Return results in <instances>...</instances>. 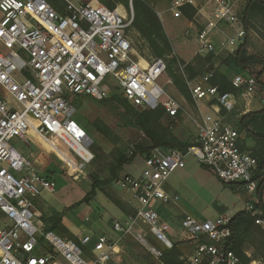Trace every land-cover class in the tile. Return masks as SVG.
I'll list each match as a JSON object with an SVG mask.
<instances>
[{
	"label": "built area",
	"instance_id": "1",
	"mask_svg": "<svg viewBox=\"0 0 264 264\" xmlns=\"http://www.w3.org/2000/svg\"><path fill=\"white\" fill-rule=\"evenodd\" d=\"M64 1L65 6L58 9L50 0H0V264H116L120 241L126 235L146 246L157 264H165L164 249L153 245L138 226L146 224L165 249L174 247L176 241L167 235L173 224L154 202L179 204L180 195L169 192L166 184L172 172L186 166L187 154H193L224 184L242 185L254 198L244 209L260 215L255 206L261 188L258 160L241 148L240 133L223 114L238 100L254 96L256 77L237 73L232 80L239 92L236 95L213 86V73L206 72L199 81L190 83L195 101L205 100L212 108L203 116L197 142L186 153L154 147L144 157L140 176L125 174L119 181L133 190L138 206L135 216L114 220L118 239L101 235L94 241L97 254L91 249L86 253L93 241L90 235L82 234L75 240L46 228L36 200L42 192L53 191V180L34 170L29 158L12 144L13 138L26 143L34 135L52 140L60 158L83 172L95 157L91 149L94 140L74 117L73 97L104 99L118 87L136 107H164L171 117L183 109L181 101L171 95L162 99L165 90L159 80L168 70L167 60L142 56L135 49L130 35L132 7L127 10L123 5L110 8L101 3ZM244 1L167 2L175 16L193 8L204 18L198 41L199 53L205 55L232 52L241 43L246 34L244 26H238ZM236 25L239 28L232 35L226 32ZM167 84H173L172 79ZM11 100L20 108L12 106ZM62 144L80 158L79 164L59 147ZM261 200L264 202V188ZM231 218L223 214L200 219L185 211L180 219L187 234L183 241L192 251L182 256L181 264H244L226 246ZM256 223L264 227V218L257 217Z\"/></svg>",
	"mask_w": 264,
	"mask_h": 264
},
{
	"label": "rangeland",
	"instance_id": "2",
	"mask_svg": "<svg viewBox=\"0 0 264 264\" xmlns=\"http://www.w3.org/2000/svg\"><path fill=\"white\" fill-rule=\"evenodd\" d=\"M52 1L58 4L57 8H63L66 4L64 0H51L50 2ZM71 1L105 5L101 0ZM143 1L156 12L163 28L159 34L167 36L171 44V51L158 55V48L148 42L139 30L132 25L130 35L134 47L142 56L163 57L167 60L168 70L163 78L159 80L161 87L165 90V93L162 94V99L165 100L168 95H171L181 101L183 105V109L176 117L169 116L164 107H159L163 111L159 122L164 127L169 128L178 138L192 145L199 139V126L203 121L204 114L210 113L212 108L205 100L195 101L191 93L190 83L199 81L206 72L213 73L217 66L221 64V59H215L212 55L210 60H208L207 56L209 54L202 55L199 53L198 30L205 20L196 15L197 11L195 9L187 8L183 10V14L175 16L169 9L168 0ZM111 2L115 3L114 6L123 5L127 10L132 7L135 19L133 0H129L128 6L120 1ZM238 26H243L242 15H240ZM238 26H233L227 29L226 32L232 35L239 28ZM252 27L255 30L251 27L249 29L250 44L248 50L264 56V36L262 35L264 33V17L261 15L254 16L252 18ZM1 51L7 52L4 47H1ZM261 68L259 64L254 65L248 74L256 76ZM234 74V72H230L231 76ZM177 76L187 85L189 96H186L177 88L175 82ZM212 78L213 76L210 78V83ZM169 79H172L173 84H167ZM235 94L238 95L239 92L237 91ZM255 94L257 97L261 96L258 87ZM114 95L124 98L118 87L104 99H96L90 96L72 98L76 109L75 119L88 131L94 140L91 149L95 157L86 168L83 166V169L85 168L83 172H79V170L64 162L46 139L40 136L34 135L29 140V143L19 137L12 139V144L32 162L34 170L42 174L48 171L51 172L50 178L53 180V191L46 190L42 192L36 200L38 209L41 210L42 214H50L52 210L62 211L64 212L63 225L67 228L66 230H68L69 234H73L77 238L82 234L90 235L93 241L86 248V253H88V249H91L93 254H97L94 250V241L101 235L113 239L120 237V233L113 229L115 219L124 221L137 213L138 201L134 197L133 190L120 185L119 181L125 174L141 175L145 167L144 157L146 155L133 154V152L138 145H145L149 142L145 139L139 127L126 122L123 110L110 98ZM11 104L16 108H20L12 100ZM134 107L139 111L146 110ZM245 110L244 100L240 99L232 110L225 111L227 115L232 112L235 116H239ZM226 113L223 114L225 115ZM229 119L234 123L231 116ZM232 123L230 124L233 126ZM248 143L251 144L253 141L249 140ZM59 147L76 164L81 162L80 158L72 150L68 149L66 145L62 144ZM123 153L127 157H133V159L129 163L124 164L119 171L112 172V167L118 163ZM186 160L187 163L184 168L175 170L169 176L166 188L169 191L177 190L179 192L181 202L185 205L188 212L200 219H214L217 217V210L213 202L219 205H226L233 211L246 205L247 191L241 190L237 192L232 190L230 186L225 185L216 177V174H213L209 167L204 166L193 154H187ZM111 176H115L114 179L110 183L103 185V187L97 188L95 196L90 197L87 202L79 203L91 191L96 180L102 181ZM109 195L112 198L122 200L128 209V214H125L113 203ZM252 199L254 198L252 197L248 201H252ZM154 205L157 206L158 202H154ZM170 209L173 210L171 207ZM1 216L0 211V218ZM43 223L45 225L44 218ZM138 227L142 233L147 234V238L153 245L164 249V252L167 250L159 240L150 234L146 224L140 223ZM167 235L176 241L175 246L182 253L177 256L179 260H182L183 255L191 252V245L183 241V239H186L187 234L180 222L173 224L171 229L167 231ZM246 252L252 257L251 262L264 264V259L255 253L254 247H250ZM89 255L91 256L92 254L89 252ZM116 264H156V259L147 247L133 235H126L120 241V251L116 254Z\"/></svg>",
	"mask_w": 264,
	"mask_h": 264
},
{
	"label": "trees",
	"instance_id": "3",
	"mask_svg": "<svg viewBox=\"0 0 264 264\" xmlns=\"http://www.w3.org/2000/svg\"><path fill=\"white\" fill-rule=\"evenodd\" d=\"M51 1V0H50ZM106 6L114 8L115 3L111 1H120L123 4H129V0H101ZM55 7L58 6L54 1L51 2ZM135 19L134 27H136L142 36L150 42L154 47L158 48L157 54L162 55L165 52L171 51V44L169 39L165 34H159L163 29L161 21L159 20L156 12L143 0H133ZM61 9V8H58ZM240 15L243 16V26L246 30V34L239 44L238 48L232 52H223L215 54L209 53L207 59L213 55V58L221 59V64L213 72V78L211 84L213 86H218L221 92L231 91L236 93L237 90L232 84V80L235 74L243 73L246 75L251 70L254 65L259 64L262 68L257 72L256 80L257 87L260 90L262 96L264 97V56L249 52V29L252 27V18L256 15H261L264 17V0H246L244 7L240 11ZM254 29V28H253ZM255 30V29H254ZM262 33V32H261ZM158 34V35H157ZM264 36V33H262ZM159 37V38H157ZM264 38V37H263ZM215 54V56H214ZM230 72H234L233 76ZM253 76V75H252ZM177 88L186 96H189V90L185 82L180 78L176 77ZM115 101L118 106L123 110L125 114L126 122L139 127L145 139L149 142L148 144L138 145L134 149V153L148 155L154 147L160 146L164 149H177L186 153L188 148L191 146L187 142H184L178 138L169 128L164 127L160 122L159 118L162 115V110L157 109H146L139 111L136 109L129 101L124 97L114 95L110 97ZM234 112V111H233ZM223 113H226L223 110ZM228 122L232 123L229 119L233 118V126L240 133V145L243 150H247L252 156L257 158L259 171L258 177L260 178L261 188L258 192L259 201L255 203L256 209L261 211L260 215H252L245 209L236 212L229 223V228L231 234L226 240L227 249L233 251L236 256L244 264H248L252 261V257L246 252L250 247H254L255 253L259 254L262 259H264V228L256 223L257 217L264 218V202H262V190L264 188V106L261 110L243 112L239 116H235L232 112L225 114ZM235 116V117H234ZM244 134L245 138L242 137ZM244 139V140H243ZM253 141L249 144L248 141ZM193 145V144H192ZM133 157H127L125 153L121 154L118 163L112 167V172L119 171L122 166L129 163ZM50 171L46 174L51 177ZM115 175V174H113ZM115 176H111L105 180H96L93 183L91 191L85 196L84 201H89L90 197L97 194V188L103 187L111 182ZM227 185V184H225ZM231 188L235 189L237 184H228ZM242 186V185H241ZM110 200L115 203L125 214H128V209L124 202L118 198H112L109 195ZM43 218L45 220V226L47 229H53L59 234L77 240V236L69 234L66 230L67 228L63 225L64 212L59 210H52V213H44ZM68 235V236H67ZM182 253L178 250L177 246L174 245L173 248L165 250L163 261L165 264H181L182 260H179L177 256ZM157 264V263H156ZM201 264H209V262L204 261Z\"/></svg>",
	"mask_w": 264,
	"mask_h": 264
},
{
	"label": "crops",
	"instance_id": "4",
	"mask_svg": "<svg viewBox=\"0 0 264 264\" xmlns=\"http://www.w3.org/2000/svg\"><path fill=\"white\" fill-rule=\"evenodd\" d=\"M255 95L256 94H254V96L251 97L249 100L244 101V107H245L246 110L243 111V112L257 111V110H261L263 108V106H264V97L262 96V94H261L260 97H257V95L256 96ZM213 174L215 175L214 172H213ZM131 175H133V174H131ZM133 176H135V175H133ZM231 189L234 190V191H237V192H239L241 190H245V188L243 186H241V185H237V187L235 189H233V188H231ZM169 192L175 193V194H179V192L177 190L169 191ZM251 198H252V195L250 193H248L247 196H246V203ZM179 203L180 204H178V205H176L174 203H170V204H166L165 205V204H162L161 202H158V205L157 206L154 205V206L159 210V212L166 219H168L169 221L171 220L170 222L175 224L176 222H180V219L182 217H184V212L187 211L186 208H185V205H183L182 202H181V195H180ZM213 204L215 205V209L217 210V217L219 215H223V214H228L230 216H233L236 212H238L240 210H243L245 208V206H243V207L238 208V210L233 211L232 209H229L226 205H219V204H216V202H213ZM170 207L173 208V210L170 209ZM188 213H190V212H188ZM191 251H192V249H191Z\"/></svg>",
	"mask_w": 264,
	"mask_h": 264
},
{
	"label": "bare ground",
	"instance_id": "5",
	"mask_svg": "<svg viewBox=\"0 0 264 264\" xmlns=\"http://www.w3.org/2000/svg\"><path fill=\"white\" fill-rule=\"evenodd\" d=\"M56 151H59L58 149L59 148H57V145H56V143H54V142H52V140H46Z\"/></svg>",
	"mask_w": 264,
	"mask_h": 264
}]
</instances>
